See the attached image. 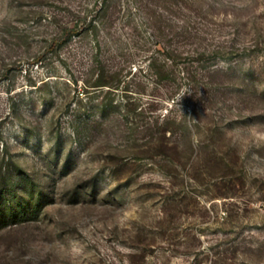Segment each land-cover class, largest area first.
Here are the masks:
<instances>
[{
	"label": "rangeland",
	"instance_id": "374dc122",
	"mask_svg": "<svg viewBox=\"0 0 264 264\" xmlns=\"http://www.w3.org/2000/svg\"><path fill=\"white\" fill-rule=\"evenodd\" d=\"M0 204V264H264V0H0Z\"/></svg>",
	"mask_w": 264,
	"mask_h": 264
},
{
	"label": "trees",
	"instance_id": "16d2710c",
	"mask_svg": "<svg viewBox=\"0 0 264 264\" xmlns=\"http://www.w3.org/2000/svg\"><path fill=\"white\" fill-rule=\"evenodd\" d=\"M99 24V22L98 21H96V20H94V21H91L90 22V26H96V25H98ZM96 45H97V48L99 49L100 48V45L98 44V42L96 43ZM167 55V54H166ZM168 59H170L171 57L170 56H166ZM146 60L147 61H149L150 63H151V68L153 67H156V64L154 65H152V63H154V61L156 60V56H155V54L154 53H151V54H149L147 57H146ZM133 60H131L129 63L130 64H135V62H132ZM103 83H105V82H103ZM101 85H105V84H100V86ZM169 99V98H168ZM2 193V197L4 196V195H6V193H10V190L9 189H7L6 191H2L1 192ZM1 205V204H0Z\"/></svg>",
	"mask_w": 264,
	"mask_h": 264
}]
</instances>
